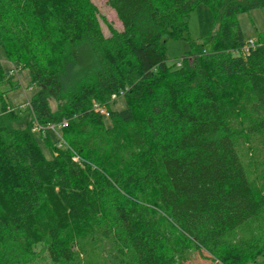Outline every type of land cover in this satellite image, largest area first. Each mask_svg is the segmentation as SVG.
<instances>
[{"label":"trees","instance_id":"16d2710c","mask_svg":"<svg viewBox=\"0 0 264 264\" xmlns=\"http://www.w3.org/2000/svg\"><path fill=\"white\" fill-rule=\"evenodd\" d=\"M107 4L109 37L90 0H0V48L36 87L11 110L0 89V264H33L38 245L50 264H258L264 29L244 53L237 16L264 0ZM198 4L213 27L170 66L165 43ZM120 92L104 121L93 104ZM62 119V140L32 131Z\"/></svg>","mask_w":264,"mask_h":264},{"label":"rangeland","instance_id":"374dc122","mask_svg":"<svg viewBox=\"0 0 264 264\" xmlns=\"http://www.w3.org/2000/svg\"><path fill=\"white\" fill-rule=\"evenodd\" d=\"M90 1L97 10L98 21L104 36H111L112 29L116 31L122 30V24L117 18L115 11L107 4V0ZM237 19L245 41L249 38H256L257 33L264 29V7L254 8L247 12L239 13ZM186 24L187 31L183 37L168 39L165 43L166 63L170 66H177L182 61L183 55L189 49V43L191 41L201 42L212 29L213 17L209 6L205 4H198L195 6L187 15ZM0 60L8 78L4 84L0 85V89L4 91L3 97L7 108L11 110L27 107L29 98L36 89L35 85L29 82L28 71L17 69L15 64L6 61V57L1 48ZM11 70H16V72L11 74ZM108 104H110L112 109L116 110L125 106L122 97L114 99L111 103H106L105 107L107 111ZM50 105L52 110L56 108L54 100H50ZM100 115L103 117L104 121L108 120L109 114L102 115L100 113ZM55 135L60 136V132H56ZM36 250H39V257L33 264H50L42 246L38 245ZM203 254L206 255L205 253ZM202 255L194 253L190 259L183 264H217V262L205 258ZM257 262L258 264H264V255L259 257Z\"/></svg>","mask_w":264,"mask_h":264},{"label":"built area","instance_id":"2783aa9c","mask_svg":"<svg viewBox=\"0 0 264 264\" xmlns=\"http://www.w3.org/2000/svg\"><path fill=\"white\" fill-rule=\"evenodd\" d=\"M255 44H256L255 39L254 38H249L248 40H246V44L243 47V52L244 53L247 52L248 49L250 47H254ZM14 72H16V70H11L10 71L11 74L14 73ZM122 94L123 93L120 92L119 94H113V95H111L110 101H113L114 99H116L118 96H121ZM28 104H29V102L27 103V105ZM93 109L95 111H98L102 115H108V111L106 110L105 105H102V104H99V103L95 102L93 104ZM105 110H106V112H105ZM66 124H67V119H62L60 122H47L44 125H40L38 122L34 121L33 126H32V131L38 132V131H41L42 130V132H43V131H46V130L47 131L48 130H51L54 133H56V132H59V130L62 127H64ZM57 137L60 138V140H62L60 136H57ZM61 144H63V143L62 142H59V145H61ZM72 159L75 160V161H77L78 160V157L76 155H74L72 157Z\"/></svg>","mask_w":264,"mask_h":264}]
</instances>
